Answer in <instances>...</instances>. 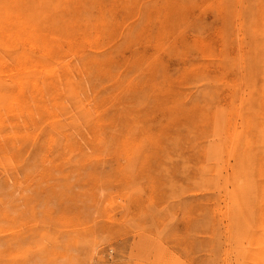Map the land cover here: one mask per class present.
<instances>
[{"label": "rangeland", "instance_id": "374dc122", "mask_svg": "<svg viewBox=\"0 0 264 264\" xmlns=\"http://www.w3.org/2000/svg\"><path fill=\"white\" fill-rule=\"evenodd\" d=\"M0 264H264V0H0Z\"/></svg>", "mask_w": 264, "mask_h": 264}, {"label": "bare ground", "instance_id": "6f19581e", "mask_svg": "<svg viewBox=\"0 0 264 264\" xmlns=\"http://www.w3.org/2000/svg\"><path fill=\"white\" fill-rule=\"evenodd\" d=\"M13 2V1H12ZM6 6V5H5ZM25 27H28V26H26L25 25ZM29 28V27H28ZM22 29V28H21ZM67 36V35H66ZM121 36V35H120ZM41 37V36H40ZM23 43V42H22ZM72 43V42H71ZM32 44V43H31ZM25 45V44H24ZM33 45V44H32ZM33 46H35V45H33ZM37 47V46H36ZM35 48V47H34ZM11 229V228H10ZM9 232V231H8ZM16 254V253H15ZM18 254V253H17ZM12 255H14V254H12ZM9 257V256H8ZM4 259V258H3ZM178 262V261H177Z\"/></svg>", "mask_w": 264, "mask_h": 264}]
</instances>
